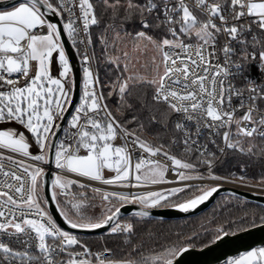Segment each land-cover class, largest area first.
I'll return each mask as SVG.
<instances>
[{"label": "snow or ice", "instance_id": "obj_1", "mask_svg": "<svg viewBox=\"0 0 264 264\" xmlns=\"http://www.w3.org/2000/svg\"><path fill=\"white\" fill-rule=\"evenodd\" d=\"M193 2L194 9L187 0H144L143 3L124 0L123 4L121 0H99L103 5L102 14L111 10L99 42L106 62L120 73L109 84L108 96L115 93L119 97L118 112L125 108L135 111L132 100L140 103L142 110H147L149 125H160L167 130L171 124L181 135L179 139L173 137L168 145H154L142 139L137 132L145 130V120L133 115L131 120L122 122L105 103L107 97L100 90L99 71L93 67L97 57L90 31L92 26H99L102 19L98 18L92 0H26L11 10L0 11V236L16 237L17 242H21L22 234L27 238L25 243L36 240L38 250V255L27 250L15 251L0 241V264H12L15 260H21L22 264H174L175 258L188 250L178 239L161 251L147 255L139 245H133L127 258L119 261L107 260V249L105 253H91L75 236L63 231L41 206L43 169L26 164L16 156L47 163L46 156L53 147L50 140L59 127L56 121L63 118L71 105L74 79L70 76L72 65L61 41L64 32L77 46L83 62V92L81 103L69 121L70 129H74L70 140L62 141L55 151V167L61 174H57L52 183L66 197V210H62L61 215L72 228L91 230L111 224L112 233L131 236L134 225L116 221L121 208L113 204V200L121 205L130 202L144 209L156 208L170 197H179L193 188L184 184L141 195L101 192L94 188L105 205L103 215L95 217L87 214V209L95 205L86 203V196L76 202V197L70 193L74 185L87 187L86 181L122 187L171 183L166 180L169 168L176 172L179 182L226 179L213 171L217 157L209 144L221 154L226 149L254 154L257 146L250 144L244 148L241 138L256 136L264 140V110L259 105L264 101V84L245 76L253 65L264 74V0ZM49 13L61 18L62 27L46 19ZM137 18L140 30L129 32L124 25ZM153 29L166 30V34L157 39L149 34ZM193 35L195 43L187 42L186 38ZM221 36L225 37L222 46L219 44ZM129 42L135 53L146 55L149 46L156 53L151 57L155 73L152 78L129 71L132 63L126 48ZM110 50L119 55H110ZM54 54L60 69L57 77L52 75ZM238 77L244 78L241 87L233 83ZM136 85L152 89L150 101L147 95L133 96L131 87ZM234 98L239 102L236 105ZM160 105L163 109L158 107ZM242 109L243 115L237 118L236 113ZM173 114L181 119L173 122ZM131 124L136 127L129 128ZM205 131L207 141L202 143ZM26 133L31 134L30 137ZM117 137L123 139L124 144L115 146L112 142ZM216 137H221L223 147L217 144ZM180 145L182 155L189 159L172 154V148ZM33 147L37 149L36 154ZM82 151L86 154L82 155ZM136 151L139 155L133 163L132 154ZM260 151L264 152V148ZM158 156L170 164L149 158ZM193 156L195 163L191 162ZM5 160L15 167L5 168ZM198 165L206 166L207 175L198 171ZM105 169L115 172V176L106 178ZM133 171L137 183H125L130 181ZM72 175L84 181L73 179ZM237 179L245 182L248 178L241 175ZM258 182L264 185V176ZM217 191V186H196L188 199L173 206L188 212ZM55 196L54 192L53 198ZM135 215L144 217L149 213L140 211ZM259 219L264 221V216ZM229 234L224 227H219L215 239ZM48 237L53 244L46 242ZM56 240L60 243H55ZM75 245L83 251L69 252ZM62 253L69 257L66 261L56 259ZM93 256L94 261L88 258ZM228 264H264V247L247 251Z\"/></svg>", "mask_w": 264, "mask_h": 264}, {"label": "trees", "instance_id": "obj_2", "mask_svg": "<svg viewBox=\"0 0 264 264\" xmlns=\"http://www.w3.org/2000/svg\"><path fill=\"white\" fill-rule=\"evenodd\" d=\"M93 4L96 6V12L98 18L102 19V23L99 26L93 28L94 44L95 49L100 53V60L103 62L100 63V72L104 76L102 83L108 82L110 84L116 79L120 74L114 65L109 64L104 59V53L102 46L99 42V37L104 30V26L109 22L111 17V10L107 14L103 13V5L99 3V0H92ZM137 3H143L144 0H136ZM121 3H124V0H121ZM121 17L123 16V9L120 12ZM155 15V14H154ZM120 21L117 20V24ZM129 32H134L140 30V25L138 18L131 22H128L124 25ZM111 33H109L110 35ZM150 35L155 36L157 39L162 38L166 31L162 29H153ZM100 76V74H99ZM101 79V77H100ZM109 86L102 88L106 96V92L109 90ZM133 96H145L147 95L148 100L150 101L152 89L147 86L136 85L131 87ZM105 100L109 108L112 110L113 115L122 122L125 120H131L133 115H139L141 120H145V130L143 132H137L143 137L151 138L152 142L156 145L161 143L168 145L170 140L175 137H178L177 132H175L172 125H169V128L165 130L160 125H149L146 121L148 116L147 110H142L141 104L138 102L133 103L134 110H129L127 108L123 109L122 112H118L117 108L119 106L118 99L113 95L111 97L106 96ZM163 109V105L158 106ZM158 115V113H157ZM173 121V116H172ZM129 128H135V124L128 125ZM159 136V139L157 138ZM264 148V147H262ZM261 148V149H262ZM254 154H245L241 153L238 150H229L223 156L222 165L218 164L214 172L216 174H227L229 171L233 170L236 167L239 168L245 167V172H247L249 178L259 180L260 177L264 176V152L258 150V152H253ZM85 191L86 195H82V192ZM193 190L188 191V194ZM71 194L76 197V200H80L82 196H86L88 200L86 203L95 205L87 209V214L90 216L100 217L97 209L98 201L96 199H91L93 197L92 192L87 187L81 188L76 185L72 186L70 189ZM66 197H57L55 200L58 203L61 211L66 210ZM71 199V195L68 197ZM225 199H229L227 205L218 206L220 202ZM43 202V200H41ZM255 212H264V207L256 203L234 197V196H220L216 199L214 205L207 211L185 219L179 220H162L150 217H141L137 215L127 216L123 219L130 220L134 225V234L129 236H116L112 233H108L100 236H91L84 239V242L89 245L92 249L109 250L106 253L107 260L119 261L127 258V254L132 252L133 245H139L144 251V253L151 254L153 252L161 251L162 248L171 245L174 242H177L178 239L180 242H184L186 247H195L201 248L215 240L216 229L219 226L229 224V220H236L239 222L237 225L241 230L247 229L253 226V220L255 225L264 223L259 221V217L255 215ZM249 215L248 218H243L244 214ZM256 214V213H255ZM71 216V214H70ZM72 219H75L74 216H71ZM242 219V220H241ZM241 220V221H240Z\"/></svg>", "mask_w": 264, "mask_h": 264}, {"label": "water", "instance_id": "obj_3", "mask_svg": "<svg viewBox=\"0 0 264 264\" xmlns=\"http://www.w3.org/2000/svg\"><path fill=\"white\" fill-rule=\"evenodd\" d=\"M23 2H26V0H0V9H7ZM46 19L51 23L57 24L58 27H62V21L59 16L49 13L46 16ZM61 41L72 65L73 70L71 74L72 78L74 79V86L70 96L71 105L67 108V111L64 112L60 125L55 130V135L50 141L53 147L47 156L48 170H46L41 176L45 207L52 215L54 220L64 230L76 233L81 236H99L108 233L111 230L112 225H105L103 228L91 230L72 228L61 215L62 211L55 198H53L52 182L54 180V175L51 171V168L54 165L56 144L63 132L68 118L72 114L73 109L79 100L81 88V71L75 48L67 34L64 32H62ZM58 70L59 64L56 61H53V74H57ZM217 187L218 191L215 192L212 197H210L203 204L199 205L197 208L189 210L188 212L180 211L174 206L144 209L142 206L137 204L125 203L120 206L121 211L119 216L116 218V221L127 216L135 215V213L140 211H147L149 213L148 216L144 217L162 220H179L194 217L209 210L218 197L225 195L238 197L264 207V193L249 191L237 187H230L227 185H217ZM116 221H114L113 223H115ZM258 247H264V223L249 227L233 234H229L227 236H222L221 239H215L212 243L201 248L187 247L188 250L186 252H181L175 258L174 264H228L230 260L236 259L247 251Z\"/></svg>", "mask_w": 264, "mask_h": 264}, {"label": "built area", "instance_id": "obj_4", "mask_svg": "<svg viewBox=\"0 0 264 264\" xmlns=\"http://www.w3.org/2000/svg\"><path fill=\"white\" fill-rule=\"evenodd\" d=\"M187 2L189 3V6L190 7H192L193 9L195 8V5H194L193 0H187ZM212 2H215V0H209V3H212ZM77 14H79L78 9H77ZM196 14L198 16L200 15L199 12H197ZM200 18L201 19H204L203 16H201ZM216 22L219 23L218 20ZM229 23H231V21H229ZM94 27L95 26H92L91 29H90L91 34H92V37H93V41H94V36H93V28ZM37 31H39V30H37ZM82 35L83 34H81V36H78L77 39H80L82 37ZM169 38H171V37H169ZM69 39H70L71 43L73 44V40L71 38H69ZM249 39H250V37H249ZM186 40H187V42L195 43V37H194V35L191 38H186ZM224 42H225V37L221 36L219 38V44L222 46L224 44ZM73 46H74V44H73ZM79 47H82V46H79ZM93 47H94V50H95V44L93 45ZM74 48H75V52H76L77 57H78V60H79V66H80V71H81L80 95H79V100H78L76 106L74 107L72 114L68 118V120H67V122L65 124V127L63 129V132H62V134H61V136H60V138H59V140H58V142L56 144L55 151L57 150L58 146L60 145V143L62 141L63 142H69L70 136H71V132L74 131V129H70V127H69V121L71 120L72 116L75 114L76 108L81 103V97H82V92H83V62H82V60L80 58V55H79V53L77 51V46H74ZM92 50H93L92 48L89 49L90 52ZM54 61L57 62L56 56L54 57ZM93 67L97 69L96 61L93 63ZM59 70H58V73L56 74V76L59 75ZM245 76H249L250 78H252L253 80H255L257 84H264V74H261L260 72H258L257 69H256V67H255V65L251 66L249 68V70L245 72ZM99 78H100V76H99ZM21 83H23V80L22 79H21ZM233 83H235L237 87H241V86H243L244 78L243 77H238V78H236L233 81ZM100 90H102L101 81H100ZM105 103H106V101H105ZM238 103L239 102L234 98L233 99V104L236 105ZM259 105H260V108L262 110H264V101L259 102ZM243 113H244V110L243 109L240 110V111H238L236 113L237 118H239L240 116H242ZM179 119H181V117H179L176 114H173V122L176 121V120H179ZM61 120L62 119H58L56 121L57 125H60ZM233 131H235V126H233ZM221 132H223V129L221 130ZM177 134H178L177 139H179L181 134L180 133H177ZM207 136H208V132L205 131L204 132V135L201 137V142L202 143H204V142L207 141ZM252 138H258V139H260L259 137H256V136H254ZM216 140H217V144H219L221 147L224 146L221 137H216ZM112 143L115 146H121L122 144H124V140L121 139L120 137H117V139L115 141H113ZM209 148H210L211 151H213V152L216 153L217 159L215 161L214 167L217 164L221 163V161L223 159V156L227 153V151L232 150V149H226L225 152L223 154H221L219 151H217V149L213 145L209 144ZM171 151H172V154L176 155L178 158H181V159H189L188 157L182 155V151H183V146L182 145L173 147ZM36 153H37V149H36V151L33 154H36ZM81 154L83 155V154H86V153H84L82 151ZM5 155H8V153H5ZM12 155L16 156V154H12ZM138 155H139V152L138 151L133 152V154H132L133 163L136 162ZM144 155L147 156V154H144ZM16 158L17 159H23L26 164H30V165H32L34 167L35 166L41 167L43 169V173L46 170H48L47 163L37 162V161H31L28 158H23V157H19V156H16ZM149 158L150 159L160 160L162 163H169L170 164V162L165 161L164 160V157H162V156H158V157H154V158L153 157H149ZM46 159H47V157H46ZM191 162L195 163V157L194 156L191 158ZM4 166H5V168H9L10 166L13 167V168L15 167L14 165H10L7 160L4 161ZM198 167H199L198 168V171L200 173H207V168H206L205 165H198ZM51 171H52V173L54 175V179H55V176L57 174H61L60 170L55 167V155H54V165L51 168ZM103 174H104V176L106 178H110V177H114L116 173L105 169ZM134 177H135V172L133 171V174L130 177V181H126L125 183L136 184L137 182L135 181V178ZM71 178H73V179H79V178L75 177L74 175H72ZM166 180L167 181H171V183H168V182L161 183L164 186V188L163 189H159L157 191L175 188L177 186L184 185V184H190L192 182V181L179 182L178 181V177L176 175V172L172 168H169L168 172L166 173ZM199 181L200 182H203L205 180H199ZM151 185H154V184L146 183L142 187H122V186L119 187V186H115V185H108V186L112 187V189H110V188L106 189V188H101V187H97V186H93V185H89L88 184V186H91V187H94V188H99V189H102V190H108V191H113V192H118V193H142L144 191L143 188L150 187ZM153 190H156V189H153ZM153 190L150 189V190H146V191H153ZM41 206L48 212V210L46 209V207L44 205H41ZM51 217H52V215H51ZM53 220H54V218H53ZM118 222L121 223V224L131 223V221L126 220V219H120V220H118ZM57 225L59 226L58 223H57ZM59 227L63 231H66L61 226H59ZM9 231H14V230L10 229ZM66 232H68L72 236H75L80 241L81 244L86 245V243L84 242V239L89 238V236H81V235H78L76 233H72V232H69V231H66ZM109 232L112 233L111 230ZM112 234H114L116 236H127V235H129L127 233H120V232H118V233H112ZM26 239L27 238L24 237L22 234L20 235V241L21 242H17V238L16 237H8L7 235L0 236V241L4 242L7 246H9L10 248H12L13 250H15V251H21V252L27 250L32 255H38V250L36 248L37 241L36 240H31V241H29L27 243L23 242ZM46 242L48 244H53V240L50 237L46 238ZM55 243L59 244L60 241L59 240H56ZM87 248L91 251V253H105V250H97V251L95 250V251H93L88 246H87ZM68 251L69 252H82L83 249L79 245H75V246H72L71 248H69ZM105 255H106V253H105ZM68 258L69 257L65 253H62L60 256H57L56 257L57 260H65V261ZM88 258L89 259H92L93 261L95 259L94 256L93 257H88ZM0 259H2V256H0ZM12 264H22V261L21 260H15V261L12 262Z\"/></svg>", "mask_w": 264, "mask_h": 264}, {"label": "rangeland", "instance_id": "obj_5", "mask_svg": "<svg viewBox=\"0 0 264 264\" xmlns=\"http://www.w3.org/2000/svg\"><path fill=\"white\" fill-rule=\"evenodd\" d=\"M19 4L14 5V6L10 7V8H7V9H0V11H8V10H11L13 7L18 6ZM121 47H123V46H121ZM126 48L129 51L130 55L132 56V63L129 64V71L130 72H133V73H137L139 75L146 76L149 79L152 78V76L155 73H154L153 67L151 66V57L153 55H156V53L151 49V46H149L146 55H140L138 53L133 52L131 42H129L127 44ZM109 54L110 55H119L118 52H111V50L109 51ZM95 55L97 57L96 66H97V69H98L99 74H100V77H101L100 81H101V84H102V88L104 89V87L109 86V84H108V82H106L104 84L102 83V79L104 80V76L101 75V72H100V63L102 61L99 59L101 55L97 51V49H95ZM57 76H54V77H57ZM70 76L72 77V74H70ZM109 91H110V89L108 90V92H106L107 93L106 96H108ZM113 95L119 101V97L115 93H113ZM113 95H111V96H113ZM70 96H71V94H70ZM111 96H108V97H111ZM138 135H140V134H138ZM141 138L144 139V140H146V141H148L151 144L156 145L154 142H152L151 138H149L147 136L146 137L141 136ZM241 139L243 140V146H244V148H247L250 144H254V145L257 146V147H255L253 149V152H258V150H260L262 147H264V140H261V139H258V138H247V137H242ZM222 162H223V159H222L221 163H219V164L222 165ZM217 166H218V164L213 168V171L216 169ZM245 170H246L245 167L244 168L243 167L242 168H239V170L236 167H234V169L231 170V171H229L227 174H216V172H214V173L216 175H218V176H221V177H225L226 178V179H224L222 181H228V182L235 181V182H232V183L237 184V186L238 185H241V186H244L245 188H252V187H254V188H258V190H261V189L264 190V185H261L258 182L259 180H255L253 178H249L248 177V174H247V172H245ZM203 174L204 175H207V173H203ZM241 175L246 176L248 179L245 182H240L237 179V177H239ZM191 181L193 182V183L190 184V185H193V188H192L193 191L191 193H188V194H183L182 193V194L179 195V197H170L167 202H162L161 206H159V207H162V206L163 207L173 206L175 204H178L180 202H183L184 200L188 199L193 194V192L195 191V187L196 186H199V185H204V186H217V184L210 183V182L200 183L199 180H191ZM205 181H214V180H207V179H205ZM197 182H199V183H197ZM115 186H118V185H115ZM182 186L183 185H180V186H177V187H182ZM241 186H240V188H242ZM77 187H79V186H77ZM87 188L90 189V191L92 192V195H93V197H90V198L91 199L92 198L93 199H96V201H98L97 209H98V213H99V215L101 217L103 215V213H104V207H105L104 202L102 201V198H101V194L94 192L93 191L94 187L87 186ZM104 191L113 192V191H108V190H102L101 189V192H104ZM153 191H157V190H153ZM160 191H162V190H160ZM54 192L56 193V196L59 197V198L65 196V195H63V194L60 193L59 189H55L53 187V193ZM148 192H152V191H143L142 193H124V194L141 195V194H146ZM70 193H72V192H70ZM86 194H88V193H86L85 191L82 192V195H86ZM225 196H229V195H225ZM40 197H41V200H43V202L41 201L42 202L41 205H44L45 206V200H44V195H43V190H42L41 182H40ZM76 202H80V200L79 201L76 200ZM228 202H229V199H225L224 201L220 202L218 206L221 207V206L227 205ZM112 203L115 204V205H117V206H119V207L121 206V204H120L119 201L113 200ZM133 204H137V203H133ZM137 205H140V204H137ZM255 213H252V214H254L253 215L254 217H255V215H257V217H259V218L261 216H264V212H255ZM252 214L246 213V214H244V216H243L242 219L248 218L249 215H252ZM259 221L260 222H263L260 219H259ZM238 223L239 222H237L236 220H233V221L232 220H229V224H226V225H223V226H219V227H224L226 230L229 231L230 234H233V233H236V232L241 231V229L238 228L237 225H236ZM108 233H110V232H108ZM108 233H106V234H108ZM103 235H105V234H103ZM87 246L91 250L95 251V249H92L89 245H87ZM102 250H105V249H102ZM108 260H110V259H108Z\"/></svg>", "mask_w": 264, "mask_h": 264}, {"label": "bare ground", "instance_id": "obj_6", "mask_svg": "<svg viewBox=\"0 0 264 264\" xmlns=\"http://www.w3.org/2000/svg\"><path fill=\"white\" fill-rule=\"evenodd\" d=\"M81 181H84V178H79ZM200 182V181H199ZM197 182V183H199ZM204 182H210V183H214V184H217V185H227V186H230V187H237V188H240L241 185H238L237 184H234L232 182H228V181H222V180H219V181H203V182H200V183H204ZM87 184L89 185H93V186H97V187H101V188H110L112 189V187L108 186V185H105L99 181H86ZM193 183V182H191ZM190 183V184H191ZM242 188L241 189H246V190H249V191H255V192H260V193H264V190L261 189V190H258V188H245L244 186H241ZM164 186L162 184H154V185H151L150 187H145L143 188L144 191L146 190H150V189H156V190H159V189H163Z\"/></svg>", "mask_w": 264, "mask_h": 264}, {"label": "crops", "instance_id": "obj_7", "mask_svg": "<svg viewBox=\"0 0 264 264\" xmlns=\"http://www.w3.org/2000/svg\"><path fill=\"white\" fill-rule=\"evenodd\" d=\"M54 57H55V54H54ZM54 57H53V61H54ZM52 75H53V76H56V74H55V75L53 74V63H52ZM13 126H14V127H18V128L20 127L19 125H13ZM21 130L23 131V129H21ZM26 135H28V136L30 137L31 134L26 133ZM33 143H34V141H33ZM32 151H33V153H34V152L36 151V148L33 147ZM40 182H41V179H40ZM41 185H42V184H41ZM238 258H239V257H238ZM238 258H237V259H238Z\"/></svg>", "mask_w": 264, "mask_h": 264}, {"label": "flooded vegetation", "instance_id": "obj_8", "mask_svg": "<svg viewBox=\"0 0 264 264\" xmlns=\"http://www.w3.org/2000/svg\"><path fill=\"white\" fill-rule=\"evenodd\" d=\"M163 207V206H162Z\"/></svg>", "mask_w": 264, "mask_h": 264}]
</instances>
